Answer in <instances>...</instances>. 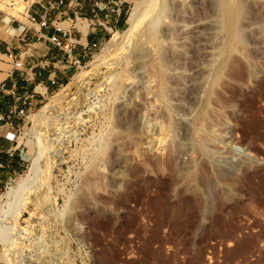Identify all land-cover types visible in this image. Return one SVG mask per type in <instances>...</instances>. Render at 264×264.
I'll return each instance as SVG.
<instances>
[{
	"label": "rangeland",
	"instance_id": "374dc122",
	"mask_svg": "<svg viewBox=\"0 0 264 264\" xmlns=\"http://www.w3.org/2000/svg\"><path fill=\"white\" fill-rule=\"evenodd\" d=\"M136 1L80 69L18 115L27 166L7 187L38 152L43 170L18 197L0 190L7 264H264V0H152L129 33ZM7 2L0 10L25 20L26 0ZM167 26L173 55L157 67L143 42Z\"/></svg>",
	"mask_w": 264,
	"mask_h": 264
},
{
	"label": "crops",
	"instance_id": "0c3cea01",
	"mask_svg": "<svg viewBox=\"0 0 264 264\" xmlns=\"http://www.w3.org/2000/svg\"><path fill=\"white\" fill-rule=\"evenodd\" d=\"M68 2L69 0H65ZM109 1V7L113 11L110 12V20L115 26L120 27L124 24V15L126 2L122 0L120 6V14L116 15L114 9L117 5L113 4V0ZM115 1V0H114ZM78 7L68 6V18L60 16V12L54 10L50 14V19L63 27H69L72 22L73 12L78 10L83 16L91 17L93 10L92 0H79ZM30 11L34 12L36 18H39V6L33 4ZM104 11H97V14L102 16ZM17 21H7V18L0 12V162L3 167L0 173V190L5 183L27 166L26 155L16 143V133L18 126V115L10 114L11 107L15 104V96H27L32 94V97L27 98L26 104H18L19 109L23 112L29 110L32 106H36L43 96L51 92L56 86L66 82L74 67L66 61V56L63 52L54 48L47 39L36 40V30L38 26L32 24L28 29V33L32 38L31 43L26 46L18 37L17 26L20 23L27 22V19ZM42 31L48 35L53 31L51 24ZM108 33L101 27L96 29L85 27L84 32L79 37V44L73 53L86 60L89 55L83 56L82 45H90L96 43L98 46L104 42ZM8 52L21 54L22 64L17 69L12 65V62L7 57ZM30 53L32 56H30ZM61 59L60 64L55 60ZM51 79L55 80L51 84ZM13 92V94H12Z\"/></svg>",
	"mask_w": 264,
	"mask_h": 264
},
{
	"label": "built area",
	"instance_id": "2783aa9c",
	"mask_svg": "<svg viewBox=\"0 0 264 264\" xmlns=\"http://www.w3.org/2000/svg\"><path fill=\"white\" fill-rule=\"evenodd\" d=\"M16 2V1H15ZM14 0H8L7 5L12 6ZM93 7L97 10H93V14L91 17L83 16L78 10L73 12L72 22L70 23L69 27H63L58 25L56 22L54 23L53 20L50 19V14L52 11L57 10L60 12V16L64 18H68V6L78 7L80 4L79 0H69L66 2L65 0H26L27 5L24 6L22 11L18 13L22 14L30 25L25 23H20V26H17L18 29V37L20 40L28 46L31 43L32 38L28 33V29L32 24H36L38 26V30H36V40L47 39L51 45L56 48L57 50L63 52L66 56V61L74 67V69H80L83 64L84 60L80 57L76 56L73 53L74 48L79 44V37L84 32L85 27H90L96 29L101 27L105 30L108 34L112 32L116 26L114 22L110 20V12L113 11L110 9L108 2L103 0H92ZM113 4L117 5V8L114 9L116 15L120 14V4L122 0H113ZM33 4H37L39 6V18H36L35 11L31 12L30 7ZM104 11L103 15L100 16L97 14V11ZM0 12L7 18V21H17L16 17L13 15L7 14L4 11L0 10ZM49 24H51L53 31L46 35L42 29L46 28ZM98 45L96 43H92L90 45H82L83 48V56L89 55L92 53L94 49H96ZM7 57L12 62V65L15 68H19L22 64V56L21 54H16L13 52H8ZM30 56L32 54L30 53ZM56 63L60 64L62 62L61 59L55 60ZM55 80L51 79V84H54ZM3 87H0L2 89ZM13 94V92H12ZM32 97V94L27 96H15V104L10 109V114L20 115L22 111L18 108L20 104L29 105L30 103L27 102V98ZM2 163L0 162V173L2 170ZM9 180L5 183L3 188L7 187Z\"/></svg>",
	"mask_w": 264,
	"mask_h": 264
},
{
	"label": "bare ground",
	"instance_id": "6f19581e",
	"mask_svg": "<svg viewBox=\"0 0 264 264\" xmlns=\"http://www.w3.org/2000/svg\"><path fill=\"white\" fill-rule=\"evenodd\" d=\"M244 1L245 0H240V4H243L244 3ZM193 2H195V1H193ZM198 3V2H197ZM200 3V2H199ZM202 3V2H201ZM200 3V4H201ZM169 4H171V3H169ZM173 4V3H172ZM171 4V5H172ZM194 4V3H193ZM198 5V4H197ZM204 5H205V3H204ZM244 5V4H243ZM243 5H241V6H243ZM176 6V5H175ZM240 6V7H241ZM151 7H152V0H137L135 3H134V5L132 6V8H131V10H130V12L128 13V15H127V18H126V23L129 25V29H128V31H129V33H130V30H132L134 27V29L133 30H135L136 29V25H138L139 24V22L141 21V19L142 18H144L145 16H147V14H148V12L150 11V9H151ZM163 7V6H162ZM164 7H165V5H164ZM201 7V6H200ZM200 7H199V11L202 9V10H204L205 11V8H204V6L203 7H201V9H200ZM177 8V6L176 7H173V9L175 10ZM197 8V7H196ZM204 8V9H203ZM245 8V7H244ZM179 9V8H178ZM157 10V9H156ZM172 10V9H171ZM242 10V9H241ZM179 11H180V9H179ZM199 11H197V12H199ZM203 11V12H204ZM171 12V11H170ZM206 12V11H205ZM174 13H175V11H174ZM174 13H172V14H174ZM154 14V13H153ZM159 14V13H158ZM171 14V13H170ZM202 14V16H200ZM201 14L199 15L200 16V19H199V23H200V28L201 29H203L204 27H203V23H204V21H205V16H206V14L204 15L202 12H201ZM204 15V16H203ZM156 17V16H155ZM178 18V17H177ZM208 18V17H207ZM212 19V18H211ZM214 19V18H213ZM217 21V20H216ZM218 22V21H217ZM235 22V21H234ZM156 25V22H155V19L153 18V20H152V25L150 26V27H153V25ZM232 24V23H231ZM235 25V24H234ZM234 25H233V27H234ZM148 26H149V23H148ZM168 26H170V24H168ZM167 26V27H168ZM208 28V27H207ZM171 29V28H170ZM235 29H237L236 27H235ZM239 29V28H238ZM204 30V29H203ZM206 30V29H205ZM229 30V29H228ZM240 30V29H239ZM126 32V31H125ZM124 32V33H125ZM167 32L168 33H165V31H163V35H161V37L160 38H158V39H153L154 41H152V42H149L148 40V42L146 41V42H143V44L145 43V45L147 44V43H151V44H147L148 45V48H146V49H148L149 51L148 52H150L151 54V58L154 60L153 62L154 63H157L156 65H157V67L158 66H160V65H162V64H164L168 59H170V58H168V57H172V55L170 54H168V52H167V49H166V45H165V42H167L166 41V39H167V37H168V35L170 34V33H172V32H169V27L167 28ZM128 33V32H127ZM127 33H125L126 35H127ZM116 34V33H115ZM131 34H133V33H131ZM135 34V33H134ZM143 34V33H142ZM233 34V33H232ZM203 35V34H202ZM132 36V35H131ZM129 38V37H128ZM127 38V39H128ZM126 39V45H125V47H128L129 45H130V43L132 42H129L128 40ZM169 39V38H168ZM202 39V38H201ZM170 40H172V39H170ZM170 40H169V43H170ZM203 40V39H202ZM151 41V40H150ZM172 42V41H171ZM169 45V44H168ZM171 45H172V43H171ZM171 45H169V46H171ZM174 45V44H173ZM139 46V45H138ZM137 46V47H138ZM143 46V45H142ZM203 46V45H202ZM124 47V48H125ZM131 47H135V46H133L132 44H131ZM172 47V46H171ZM139 48H140V50H141V47L139 46ZM173 48V47H172ZM176 48V47H175ZM205 48V47H204ZM135 49V48H134ZM145 48L143 47L142 48V50L141 51H143ZM145 49V50H146ZM170 49V48H169ZM177 49V48H176ZM206 49V48H205ZM139 50V51H140ZM144 50V51H145ZM203 50V49H202ZM173 51H175V50H173ZM177 51V50H176ZM145 54H146V52H145ZM144 53H142V52H137V53H135L134 55H133V57H132V59H131V62H132V65H133V67H141L142 66V64L144 65V63H143V61H142V59L143 58H145L146 57V55H145ZM203 54V53H202ZM208 54V53H207ZM149 55V56H150ZM175 58V57H174ZM145 61V60H144ZM169 61V60H168ZM152 63V62H151ZM150 63V64H151ZM169 63H170V61H169ZM133 67H132V72L134 71L133 70ZM161 67V66H160ZM163 67V66H162ZM144 69V68H143ZM160 69V68H159ZM139 70V69H138ZM137 71V70H136ZM161 71H162V69H161ZM131 71H130V73H132ZM151 73V72H150ZM159 73V72H158ZM163 73V72H162ZM164 75H162L164 78H166L165 77V75H167L166 74V72L165 73H163ZM131 75V74H130ZM133 75V74H132ZM159 75V74H158ZM161 76V78L162 79H164L163 77ZM127 78V77H126ZM129 79H131V78H129ZM162 79H160L159 78V80H162ZM128 80V79H127ZM158 80V81H159ZM165 80V79H164ZM163 80V81H164ZM130 81H132V80H130ZM126 82V81H125ZM146 83V82H145ZM164 84V83H163ZM161 85V84H160ZM129 86V85H128ZM162 87V86H161ZM160 87V89H159V91H158V89H157V91L158 92H161L160 90L162 89ZM124 89H125V87H124ZM132 89V88H131ZM165 89V88H164ZM126 90H127V88H126ZM129 90V89H128ZM127 90V91H128ZM127 91L125 92H123V95H120V97H117V98H120V101H124V100H126V97L128 96V97H130L129 95H128V93H133V91H131V92H128L127 93ZM148 93V92H147ZM156 93V92H155ZM157 95H159L158 93H156ZM136 95H138V94H135V96ZM132 98H134V97H132ZM147 98V97H146ZM198 98V97H197ZM196 98V99H197ZM130 99V98H129ZM135 99V98H134ZM137 99H139V98H137ZM56 101V100H55ZM128 101V100H127ZM130 101V100H129ZM135 101H138V100H135ZM134 101V102H135ZM199 102V101H198ZM49 103V102H48ZM51 104V103H50ZM52 104H54V103H52ZM119 104V103H118ZM121 104V103H120ZM127 104V103H126ZM197 104V103H196ZM47 106H48V104H46ZM46 105H43L42 107H45ZM144 104H142V106H143ZM194 105H195V103H194ZM197 105H199V104H197ZM46 106V107H47ZM129 106H130V104H129ZM145 106V105H144ZM143 106V107H144ZM139 108V107H138ZM142 108V107H141ZM45 109V108H44ZM47 109V108H46ZM120 109V108H119ZM122 109H124V108H122ZM122 109H120V110H122ZM144 109V108H143ZM41 110V109H40ZM43 110V109H42ZM192 110V109H191ZM118 111V110H117ZM126 111V110H125ZM136 111V110H135ZM138 111H140V108L138 109ZM144 111V110H143ZM197 111V110H196ZM41 112V111H40ZM119 112H121V111H119ZM118 112V113H119ZM201 113H203L202 111H200ZM140 114H142V112L140 113L139 112V115ZM191 114V113H190ZM204 114V113H203ZM138 115V114H137ZM143 115V114H142ZM141 115V116H142ZM199 115V117H200V119L199 118H197L198 120V126L201 128H203V127H205V128H207L206 126H205V123H204V119H203V117H201V114H198ZM190 117V116H189ZM204 117H205V115H204ZM145 119V118H144ZM187 119V118H186ZM189 119V118H188ZM206 119V118H205ZM142 120V119H141ZM143 121V120H142ZM144 121H146V120H144ZM196 121V120H195ZM140 122V121H139ZM188 122V121H187ZM145 123V122H144ZM203 124H204V126H203ZM207 124V123H206ZM195 128H197L198 129V127H195ZM196 129V130H197ZM195 130V131H196ZM199 130H201V129H199ZM203 130V129H202ZM198 131V130H197ZM196 131V132H197ZM232 133V132H231ZM193 134V133H192ZM198 135H199V131H198V133H197ZM147 137V136H146ZM150 137V136H149ZM200 138V137H199ZM229 138V137H228ZM147 140H148V138H146ZM199 141H203V139H201L200 138V140ZM201 144V142H198V144ZM203 144V146H204V142H202ZM195 144L197 145V143L195 142ZM151 144H149V143H147V144H145V146L144 147H148L149 148V146H150ZM49 146V145H48ZM198 146V145H197ZM202 146V147H203ZM44 147V146H43ZM46 147H47V145H46ZM93 147V146H92ZM97 147V146H96ZM198 147H200V146H198ZM48 148V147H47ZM41 149H43V148H41ZM49 149V148H48ZM48 149H46V150H48ZM93 149V148H92ZM95 149V148H94ZM202 149H204V148H202ZM45 150V151H46ZM96 150H97V148H96ZM100 150V149H99ZM98 150V151H99ZM205 150V149H204ZM38 151V150H37ZM203 151V150H202ZM204 152H206V151H204ZM204 152H201V153H204ZM97 153V152H96ZM41 154H42V152H41ZM44 154V153H43ZM40 152H38V153H36L35 155H33V157H32V160H31V167H30V169L29 170H26V172H25V174H24V176H18V178H17V180L15 181V183L13 184V185H11V186H9V187H7V189L2 193V196H5V197H18L25 189H27L28 187H30V186H32L34 183H35V181H36V179H38L40 176H41V173H42V170H43V168H42V166H41V164H40ZM42 157V156H41ZM92 157H94V156H92ZM93 159V158H92ZM48 160V159H47ZM94 160H95V158H94ZM94 160L92 161V162H94ZM91 161V160H90ZM47 163V162H46ZM50 163V162H49ZM122 163V162H121ZM93 164V163H92ZM117 164H119L120 165V163H117ZM116 164V165H117ZM124 165V164H123ZM239 165V164H238ZM241 165V164H240ZM118 166V165H117ZM121 166V165H120ZM50 167V166H49ZM125 167V166H124ZM121 168V167H120ZM51 169V168H50ZM119 169V168H118ZM48 170V169H47ZM114 170V169H113ZM120 171L121 170H123V167L121 168V169H119ZM49 171V170H48ZM95 171V170H94ZM116 171V170H115ZM114 171V173L113 174H117V172H115ZM120 171H118V172H120ZM44 172V171H43ZM122 172V171H121ZM89 173V172H88ZM124 173V172H123ZM94 174V173H93ZM112 174V173H111ZM120 174V173H119ZM119 174H117V175H119ZM89 175H90V173H89ZM95 175V174H94ZM121 175V174H120ZM94 177V176H93ZM16 178V177H15ZM115 178H120V177H116L115 176ZM114 179V178H113ZM117 180V179H116ZM115 180V181H116ZM92 181V180H91ZM121 181V180H120ZM85 182H88V181H85ZM37 183V182H36ZM89 183H91L90 181H89ZM97 183V182H96ZM206 183V182H205ZM114 184V183H113ZM116 184H117V182H116ZM120 184V182L118 181V184L117 185H119ZM114 186V185H113ZM206 186H207V184H206ZM94 187V186H93ZM114 187H117V186H114ZM94 188H96V187H94ZM208 190V189H207ZM83 194V193H82ZM84 195V194H83ZM82 196V195H81ZM81 196H80V198H81ZM85 196V195H84ZM4 197V198H5ZM14 198H12V201H13V199ZM79 198V199H80ZM9 199V198H8ZM17 199V198H16ZM11 200V199H10ZM8 201V200H7ZM78 203V202H77ZM81 203V202H80ZM79 203V204H80ZM7 204L9 205V202H7ZM81 205H83V204H81ZM78 206V205H77ZM76 206V207H77ZM80 207H82V206H80ZM3 211V209H0V215H1V212ZM78 221H77V219L75 218L74 220H73V222H72V227L73 228H75V227H78L79 225H78ZM7 238H9V236H8V230H7V228L6 227H4V228H2V227H0V240L3 242V243H6L8 240H7ZM6 245V244H5ZM0 259L1 260H3L4 262H3V264H7V260H8V257H7V255H6V252H5V249L4 250H1L0 251Z\"/></svg>",
	"mask_w": 264,
	"mask_h": 264
}]
</instances>
